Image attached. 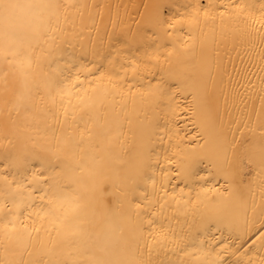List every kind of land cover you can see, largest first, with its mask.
I'll return each instance as SVG.
<instances>
[{
    "label": "bare ground",
    "instance_id": "6f19581e",
    "mask_svg": "<svg viewBox=\"0 0 264 264\" xmlns=\"http://www.w3.org/2000/svg\"><path fill=\"white\" fill-rule=\"evenodd\" d=\"M0 264H264V0H0Z\"/></svg>",
    "mask_w": 264,
    "mask_h": 264
},
{
    "label": "snow or ice",
    "instance_id": "6c2138e0",
    "mask_svg": "<svg viewBox=\"0 0 264 264\" xmlns=\"http://www.w3.org/2000/svg\"><path fill=\"white\" fill-rule=\"evenodd\" d=\"M190 93L193 95V100H196V89L194 87L190 88Z\"/></svg>",
    "mask_w": 264,
    "mask_h": 264
}]
</instances>
